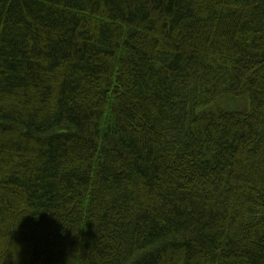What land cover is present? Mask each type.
I'll use <instances>...</instances> for the list:
<instances>
[{
  "label": "trees",
  "instance_id": "trees-1",
  "mask_svg": "<svg viewBox=\"0 0 264 264\" xmlns=\"http://www.w3.org/2000/svg\"><path fill=\"white\" fill-rule=\"evenodd\" d=\"M0 264H264V0H0Z\"/></svg>",
  "mask_w": 264,
  "mask_h": 264
}]
</instances>
